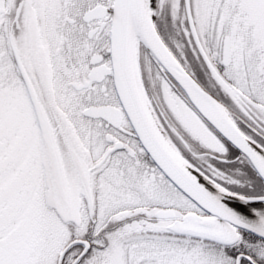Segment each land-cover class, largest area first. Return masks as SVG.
Returning <instances> with one entry per match:
<instances>
[{
    "label": "snow or ice",
    "instance_id": "snow-or-ice-1",
    "mask_svg": "<svg viewBox=\"0 0 264 264\" xmlns=\"http://www.w3.org/2000/svg\"><path fill=\"white\" fill-rule=\"evenodd\" d=\"M0 264H264V0H0Z\"/></svg>",
    "mask_w": 264,
    "mask_h": 264
}]
</instances>
